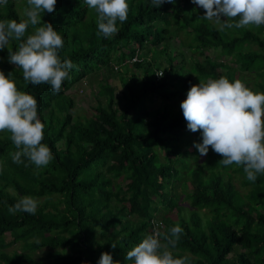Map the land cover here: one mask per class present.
<instances>
[{
  "label": "trees",
  "instance_id": "16d2710c",
  "mask_svg": "<svg viewBox=\"0 0 264 264\" xmlns=\"http://www.w3.org/2000/svg\"><path fill=\"white\" fill-rule=\"evenodd\" d=\"M127 3L128 19L111 38L96 35V14L83 0H57L55 12L41 13L64 37L61 59L77 66L58 94L26 83L0 50V71L36 98L42 143L54 156L41 169L13 163L17 149L0 133V264H99L102 253L113 264H133L126 259L132 247L157 226L167 233L176 225L183 234L173 254H189L190 264H264V175L248 181L242 167L219 164L211 148L201 157L194 143L202 134L187 129L180 107L190 87L209 78L243 82L250 74L247 87L264 92V25L221 31L198 19L205 10L191 0ZM26 7L27 0H8L0 21L25 19ZM159 55L167 61L161 70ZM102 71L117 72L121 94L103 78L94 113L76 115L67 93ZM25 196L39 201L35 215L9 214Z\"/></svg>",
  "mask_w": 264,
  "mask_h": 264
},
{
  "label": "clouds",
  "instance_id": "9594fccd",
  "mask_svg": "<svg viewBox=\"0 0 264 264\" xmlns=\"http://www.w3.org/2000/svg\"><path fill=\"white\" fill-rule=\"evenodd\" d=\"M83 2L96 14L98 37L115 36L119 31L118 22L123 24L128 19L127 0ZM151 2L158 8L174 0ZM191 2L205 10V15L198 19L213 23L221 31L264 25V0ZM56 3L57 0H27L25 19L0 21V50H8V62L22 70L26 83L47 84L54 94L60 93L64 81L71 80L70 71L77 67L70 59L60 57L64 37L51 23L42 22L41 13L55 12ZM7 4L8 0H0V5ZM30 26L34 31L27 34ZM13 41L18 42L15 50L8 47ZM10 76L0 71V133H9L17 149L11 154L13 163L45 168L54 156L51 148L42 143L45 124L38 117V102L34 96L19 90ZM180 107L187 129L202 134V143H194L201 157L211 148L222 157L219 164L242 167L248 181L255 183L258 176L264 175V92L252 91L239 79L230 82L226 77L209 78L191 86ZM2 171L0 166V173ZM38 205L36 198L25 196L7 210L11 215L17 212L35 215ZM182 234L179 225L167 233H162L157 226L127 252L126 259L133 264H190L189 254L177 258L172 251L177 248ZM99 264H113L112 256L102 253Z\"/></svg>",
  "mask_w": 264,
  "mask_h": 264
},
{
  "label": "rangeland",
  "instance_id": "374dc122",
  "mask_svg": "<svg viewBox=\"0 0 264 264\" xmlns=\"http://www.w3.org/2000/svg\"><path fill=\"white\" fill-rule=\"evenodd\" d=\"M171 47L174 49L176 48L178 52L183 54V56L187 59L189 57V53L186 51V49H183L181 46H179L177 43L172 42ZM253 49H256V47H252ZM170 47L167 48V54H169ZM207 55L210 57H215V52L213 50H209L206 52ZM223 59V58H222ZM196 61H201L202 57L195 58ZM167 61L163 55H159V61L158 65L160 67V70L166 65ZM159 70V71H160ZM116 71V70H115ZM106 72L102 71L100 73H94L88 76L85 80H82L79 82L77 85L74 86L67 94L69 97H71L74 100L75 103V110H76V115L78 116H85V117H90L94 113V109L96 108V102H95V95L98 90V82L101 81L103 78L107 80V82L114 88L115 94L118 96L121 94V82L119 75H116L117 72ZM159 75V74H158ZM243 75V74H242ZM253 75L250 74H245L241 76L243 78V83L246 86H252L254 81L251 80L253 78ZM250 80V83H248ZM185 100V99H184ZM177 100L173 101L172 104L175 105ZM160 103H157L154 105V107L160 106ZM191 139L192 136H189ZM190 140L188 141V143ZM202 143V139L201 142ZM243 190V189H242ZM182 198V197H181ZM182 203V202H181ZM185 209H188L190 206L184 202L182 203ZM170 218L175 219L176 216L170 215ZM157 220H160L159 218ZM8 240V238H6ZM14 248L17 247H11L9 248V251L13 250ZM17 250V249H16ZM39 254V252L37 253Z\"/></svg>",
  "mask_w": 264,
  "mask_h": 264
},
{
  "label": "built area",
  "instance_id": "2783aa9c",
  "mask_svg": "<svg viewBox=\"0 0 264 264\" xmlns=\"http://www.w3.org/2000/svg\"><path fill=\"white\" fill-rule=\"evenodd\" d=\"M139 60L138 56H134L131 60H130V63H135ZM115 69H117V67H115Z\"/></svg>",
  "mask_w": 264,
  "mask_h": 264
}]
</instances>
